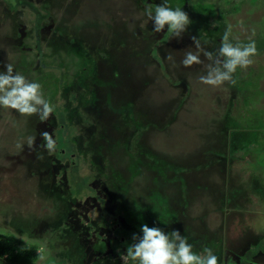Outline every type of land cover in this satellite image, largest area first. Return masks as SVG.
<instances>
[{"label":"rangeland","instance_id":"374dc122","mask_svg":"<svg viewBox=\"0 0 264 264\" xmlns=\"http://www.w3.org/2000/svg\"><path fill=\"white\" fill-rule=\"evenodd\" d=\"M163 2L0 0V71L53 107L46 122L0 107V235L35 246L33 264H123L144 224L218 264H264V0H167L191 20L182 38L153 31ZM229 28L257 55L205 85L206 58L180 60L193 36L216 54Z\"/></svg>","mask_w":264,"mask_h":264},{"label":"clouds","instance_id":"9594fccd","mask_svg":"<svg viewBox=\"0 0 264 264\" xmlns=\"http://www.w3.org/2000/svg\"><path fill=\"white\" fill-rule=\"evenodd\" d=\"M145 14L153 22V31L161 33L167 30L177 38H182L191 23L188 14L181 8H171L167 0L158 5L153 12L146 9ZM231 29H227L222 37V43L216 54L207 51L196 36L192 37L195 51H185L180 64L186 68L195 64H202L201 55L208 61L205 67L206 74L201 75V83L219 87L226 83H236L234 74L238 69L247 70L253 64V57L257 55L254 40L247 44H233L230 40ZM167 59L174 60L172 53ZM6 70L0 71V107L16 110L22 116H38L41 122L50 119L53 113L51 103L44 98L41 85L29 81L19 72H14L12 64H5ZM42 146L50 154L56 150V141L52 133H40ZM35 137L27 138L28 147L34 145ZM141 235L134 234L133 242L126 248V253L121 254L123 264H218L219 258L212 249L205 248L203 253L197 254L193 246L188 243L179 230L166 233L158 227L141 226Z\"/></svg>","mask_w":264,"mask_h":264},{"label":"trees","instance_id":"16d2710c","mask_svg":"<svg viewBox=\"0 0 264 264\" xmlns=\"http://www.w3.org/2000/svg\"><path fill=\"white\" fill-rule=\"evenodd\" d=\"M63 152V151H62ZM61 154H65L64 152ZM39 250L13 237L0 235V258L12 264H33L40 259Z\"/></svg>","mask_w":264,"mask_h":264},{"label":"flooded vegetation","instance_id":"af4514ba","mask_svg":"<svg viewBox=\"0 0 264 264\" xmlns=\"http://www.w3.org/2000/svg\"><path fill=\"white\" fill-rule=\"evenodd\" d=\"M7 1V0H6ZM1 5V4H0Z\"/></svg>","mask_w":264,"mask_h":264}]
</instances>
